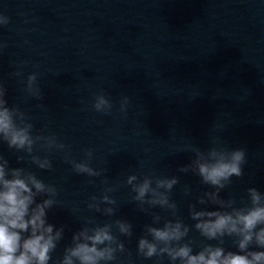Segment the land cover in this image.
Wrapping results in <instances>:
<instances>
[{"label": "clouds", "instance_id": "clouds-1", "mask_svg": "<svg viewBox=\"0 0 264 264\" xmlns=\"http://www.w3.org/2000/svg\"><path fill=\"white\" fill-rule=\"evenodd\" d=\"M9 18L0 15V25H7ZM3 47V46H0ZM21 76L22 70L13 73ZM37 73L27 76L25 92L28 97L43 100L37 84ZM8 89L0 82V145L23 155L16 156L19 165L27 160L39 170L52 171L53 162L48 155L62 153L67 163L78 175L100 177L103 170L92 166L93 151L87 150L82 160L71 158L67 146L55 134H45V129H34L31 118L18 106H9ZM129 97L125 96L120 111L126 114ZM92 108L108 114L113 104L103 93L94 97ZM190 162L178 168L179 173L197 176L207 186L187 204L185 223L178 214L179 205L172 198L174 186L180 184L178 175L155 176L127 175L125 184L130 186L131 202L150 217L142 226L137 238L136 255L145 260L155 258V264H264V192L248 187L247 203L237 206V201L224 198L221 192L233 182V177L244 175L246 150L231 149L225 143L214 142L206 150L194 147ZM94 181L89 180V183ZM118 186H107L100 196L89 197L87 208L104 217L117 215L116 199L110 195ZM185 196H191L190 185L183 186ZM58 189L45 183L30 168L12 166L0 154V264H133L131 253L120 237L134 235L133 224L124 218L104 223L86 219L71 235V242L63 248L62 255L53 258L58 245L64 240L67 226L49 222L48 214L59 208ZM161 209L164 215L153 209ZM212 243H203L194 250L191 231ZM230 239L235 251L226 249Z\"/></svg>", "mask_w": 264, "mask_h": 264}]
</instances>
